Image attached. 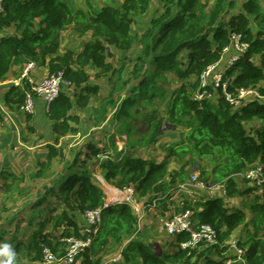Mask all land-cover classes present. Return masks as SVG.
<instances>
[{
    "label": "trees",
    "instance_id": "16d2710c",
    "mask_svg": "<svg viewBox=\"0 0 264 264\" xmlns=\"http://www.w3.org/2000/svg\"><path fill=\"white\" fill-rule=\"evenodd\" d=\"M159 1L163 2V11L160 16H153L142 34L135 32L132 25L137 17L149 11L152 0H124L118 7L103 5L97 11L90 0L87 1V10L74 9L68 0L5 1V11L0 19V81L14 73L13 63L34 61L46 64L49 75L64 71L65 77L73 82L72 87L76 89L75 101L69 94V88H64L48 109L55 138L47 145L46 158L39 161V176L48 171L54 159L65 156L59 146L61 139L79 132L81 118L73 112L74 108L85 109L94 95L101 94V86L90 82L87 68L96 67L99 77L110 75L115 87L123 79L125 66L116 68L108 60V56L114 54L108 52L107 46L128 53L134 45L142 44L143 54L137 58L132 70L137 82H126V94L118 107L114 93L110 92L103 103L104 114L114 107L119 119L131 117V111L135 109L138 115H144L149 120L148 131L140 134L133 127L127 132L139 133L142 142L152 145L160 137L163 118L144 112L141 103H154L158 98H161V103L168 101L166 121L184 131L180 142L168 146L169 156H188L186 166H197L198 174L207 183L216 179L225 180L230 197L254 190L248 187L240 191L235 175L256 162L264 166V125L257 128L246 126V122L264 120V103L255 99L235 108L222 95L221 89L217 93L211 85L205 88L211 97L196 99L194 95L200 89L202 74L210 65L221 60L224 50L231 45L232 34L239 33L242 40L250 43V48L226 72L225 78L231 80L229 89L234 91L236 87H252L264 96V11L261 2L245 0L236 10L235 0H215L212 3L210 0ZM68 29L76 30L81 36L91 32V40L78 51L69 49L58 54L61 34ZM184 52L188 55L187 64ZM257 55L261 58L259 64L254 61ZM147 69L152 70L150 76ZM163 72H174L178 79L188 80H182L169 94L159 82ZM192 78L195 80H190ZM29 87L27 80H23L22 85H10L5 94V104L10 110L22 107ZM34 114H27L29 122ZM29 130L34 131L32 124ZM89 148L100 157L109 155L107 147L99 148L92 143ZM198 160L207 161L212 170L199 166ZM85 161L80 163V159H76L70 163L69 168L37 197L35 207L46 204L49 214L31 226V234L18 239L14 252L26 247L29 252H36L38 260L43 257L44 245L58 251L64 247L62 237L74 235L87 238L91 234L84 233V227H80L75 214H84L86 210L98 207L103 208L102 221L96 232L92 233L91 245L81 252L75 264H106L109 256L131 236L138 234L139 213L128 203L107 204L104 191L93 180L91 169ZM168 161L158 162L126 153L120 161L109 156L101 166L106 171L107 180L118 179L120 186H134L142 197L150 194L147 199L151 200L178 181L185 182L190 178L191 171L186 166L172 171ZM0 180L6 191H14L25 178L17 172L0 169ZM186 204L195 211L199 223L211 224L219 234L220 244L209 250L208 254L197 253V250L193 252V255H198L195 264H200L204 257L205 264H227L225 253L229 245L226 240L238 226L245 223V212L232 211L220 198H201L196 202L189 200ZM54 210L60 211L58 219L52 217ZM252 210L257 215L253 221L254 230H249L245 239L239 240L238 246L245 249L247 264H264V192L262 195L256 194ZM50 222H53L55 229L64 227L62 237L49 232ZM188 238L189 235L183 233L177 237L174 245ZM12 239L17 240L16 237ZM1 241L8 242V239L0 226ZM212 251L218 253L220 258H213ZM122 255L125 261L132 264H189L191 259L187 256L188 251L179 245L172 253L165 250L160 253L152 244H146L138 237L124 246Z\"/></svg>",
    "mask_w": 264,
    "mask_h": 264
},
{
    "label": "rangeland",
    "instance_id": "374dc122",
    "mask_svg": "<svg viewBox=\"0 0 264 264\" xmlns=\"http://www.w3.org/2000/svg\"><path fill=\"white\" fill-rule=\"evenodd\" d=\"M68 1L71 3V6L74 9H88V0ZM90 1L92 2L95 11H97L103 5H112L118 7L123 3L124 0ZM210 1L212 3L215 0ZM243 1L244 0H235L237 10ZM259 1L261 2L264 10V0ZM162 11L163 2L159 0H152V5L149 11L143 16H139L135 19L132 29L138 34H142L149 26L153 16H160ZM64 34L65 36L63 39V45H61L62 48L60 47L59 49L63 52L72 47H76L75 51H77V49H81V47L88 40H91V38L89 39V37L85 36L80 38L72 31H66ZM61 35H63V33ZM91 35L92 33L90 32L88 36L91 37ZM107 49L108 52H112L114 54V56H108V60L112 61L116 68H121L123 65L125 66L122 72L123 79L119 80L117 86L114 87L112 79H110V75H103L99 77L97 76L99 71L96 67L90 66L87 68L91 77L90 82L93 84H99L101 86V94L100 96L94 95L90 104L85 109H74L73 112L79 113L81 118L79 132L75 134H69L68 136H65L61 139L59 146L63 149L65 156L63 159H54L48 171L42 176L38 175V171L40 169L39 161L44 160L46 157H39V154L36 152V148L32 147L34 144L31 139H25L30 138V136L33 135L32 132L35 131L34 130L31 132L29 130V126H31L33 120L29 122L27 114L24 113L21 108L9 110L4 102L5 100H3L0 96V116L2 118V120H0V169H7L17 172L25 178V180L20 183L19 188L15 189L14 191H6L3 188V181L0 180V226L3 230H5V235L8 239V242L1 241L0 246L6 243L10 245L11 249L14 251L18 243V239L22 238V236H28L31 234V226L36 225L40 220H43L44 217H47L49 213L48 206L46 204L42 205L40 208L35 207L34 204L37 201V197L44 193L45 187L51 184V182L58 175L63 174L69 168L70 163L74 162L76 159H80V163L83 160H87L85 163L91 169L95 183L104 191L106 201L114 202V195L121 196L119 191L122 187L120 186L121 182L118 179L107 180L106 171L101 166L102 162L108 158L107 155H102L101 157L95 155L93 153L94 150L89 148V145L92 143H94L99 148L104 149L107 147L108 153H110V158H113L115 161H120L127 153V155L155 159L158 162L168 159L169 168L172 171H179L182 167L186 166V163L188 162V156L177 158L172 155L169 156L167 151L168 146L176 142H180L182 135L184 134L182 129L174 128L171 123H168L165 119L167 117L168 101L161 103V98H158L154 103L148 101L141 103L142 110L144 112L147 114L154 113V116L163 118V126L160 137L158 141L152 145L140 140V134L148 131L149 120L144 115H138L136 111H134L135 109L131 111V117L126 116L119 119L116 118V110L114 107L110 109L111 111L104 114L102 109L103 103L104 100H106V98L109 96V93H114L113 98L117 102L116 106L118 107L120 100L124 98L126 94L124 89L126 82H128V80H132V82L137 80L134 78L132 70L137 58L143 54V45H134V47L128 51V53H124L123 51H119L116 48H111L108 46ZM233 49L235 50V47ZM183 55L187 64L188 55H186L185 52ZM230 55L227 57L225 56L221 64H224L229 59ZM148 67L149 65H147V68ZM151 74L152 70H148V75L150 76ZM119 77L122 78V76ZM182 80L187 82L188 79L180 80L175 76L174 72H163V75L159 78V82L164 88L168 90L169 94L174 91L176 86H179ZM190 80L195 79L192 78ZM37 81H40V79ZM230 81L231 80H226L225 82ZM69 91L71 96H74L76 89H70ZM256 98L260 99L261 97L255 96L253 94L249 95L244 100V104L255 100ZM240 105L243 106L242 104ZM240 105L235 106V108L240 107ZM18 119L21 120L22 124L18 123ZM263 125L264 120L261 119H256L252 122H246L247 127L253 126L254 128H257ZM133 127H135L134 130L139 131L140 134H129V132H127V129H131ZM24 136L25 138H23ZM24 139L28 140V142H24ZM198 164L201 167L207 168L209 171L212 170L211 166H209L205 160H198ZM186 168L188 171H191V176L192 173H194V171L197 169V166L195 167L190 164L187 165ZM235 177L236 180H239V183L242 185L243 191L251 186L250 184H246L241 176L238 175ZM262 192V189L256 188L251 193L249 192L244 197H242V200L240 198L239 202L237 199L233 198L232 201L228 203V207L230 208H237L242 212L246 211L248 213H252L246 214V226H238L229 235V241L234 239H236L238 242L239 240H244L248 231L254 230L253 219L257 215L253 214L255 212L252 210L251 204L256 200L255 195L262 194ZM140 197V202H144L145 197H142L141 195ZM233 209L232 211H235ZM59 212L54 210L52 212V217L56 216L55 219H58L57 216L59 215ZM13 214L17 215L14 217L12 216ZM75 217L80 227H83V213L77 212ZM32 219H34L33 222H31ZM53 222L49 223V232L56 233L57 236L59 235V237H62L63 235L61 234L63 233L64 227L61 226L59 229H55ZM142 222L140 225L141 229H138V234H136V236H131V238L127 240L125 244H127L131 239L138 237V239L142 241L152 243L154 248L160 251V253L163 250L171 253L174 252L176 249V245H174L176 238H172L168 235L164 227L161 226L159 217H156L155 221L145 220L143 224ZM14 237H16L17 240L14 241L12 239ZM25 245H27V243H25ZM4 260V255L0 253V261ZM113 260H120L123 262V257L120 256L119 250H117L113 256L108 259V262ZM14 264H42V258L37 260L35 251L29 252L26 247H23L19 252H15Z\"/></svg>",
    "mask_w": 264,
    "mask_h": 264
},
{
    "label": "built area",
    "instance_id": "2783aa9c",
    "mask_svg": "<svg viewBox=\"0 0 264 264\" xmlns=\"http://www.w3.org/2000/svg\"><path fill=\"white\" fill-rule=\"evenodd\" d=\"M5 1L0 0V19L1 15L5 11ZM235 47V50L233 49ZM250 48L248 41L242 40V35L239 33H233L231 37V45L228 46L225 51L234 50L232 56L224 64L222 60L210 65L207 70L201 76L200 89L195 93L196 99H201L204 96H210L205 89L208 85H211L215 90L221 89L223 96L232 105L237 106L244 104V100L249 95H260L259 91L254 88L236 87L234 91L230 90L231 82H225V73L229 70ZM34 61H29L26 65L21 77L19 78L18 85L23 84V80H27L30 84L29 90L26 91L25 102L21 107V110L26 114H34L37 109L38 99H42L45 102L47 111L51 103L61 94L64 88H70L73 86V82L67 79L64 75V71L49 75L37 81L32 75L31 71L35 67ZM241 106V105H240ZM110 154V153H109ZM109 157V155H107ZM241 176L246 179L251 185L264 187V168L261 164H255L250 166L243 172L238 173L236 176ZM204 189L220 190L223 189L227 192L225 181L207 183L200 178L197 172L192 173L190 178L185 182H177L174 187L169 189L160 198H156L151 202L145 204L140 202V195L134 186H122L120 188L121 196H115L114 202L109 204L121 205L123 203L130 204L133 209L139 213V220H141L146 214V208L149 206L156 207L160 200H169L170 196H175L179 199V205L175 207L171 204V215L164 218L162 226L165 231L171 237H177L183 233L189 235V238L180 242L181 248L188 251L191 255L194 250H202L211 248L218 245L219 234L217 230L208 223H199L195 217L191 208L187 207V200L194 199L198 195V192ZM85 226L84 233H90L87 238L77 236H65L61 238V242L64 247L58 251L53 250L48 245L43 246L42 264H75L76 259L81 252L92 242V233H95L98 225L102 221L103 208L88 209L84 212ZM234 247L238 254V260L245 261V252L239 248L238 243L234 242ZM233 263V259L228 260V264Z\"/></svg>",
    "mask_w": 264,
    "mask_h": 264
},
{
    "label": "crops",
    "instance_id": "0c3cea01",
    "mask_svg": "<svg viewBox=\"0 0 264 264\" xmlns=\"http://www.w3.org/2000/svg\"><path fill=\"white\" fill-rule=\"evenodd\" d=\"M243 2H242V4H243ZM242 4H241V6H242ZM236 10H237V7H236ZM66 31H72V32H74V34L78 35V37H80V38L83 37V36H85V37H89V39H90L92 37V36L91 37L88 36L89 33H86L85 35L81 36V35H79V33L76 30H74V29H68V30H65V31L62 32L63 35H61V45H63V39H64V36H65L64 32H66ZM61 48H62V46H61ZM75 48L76 47H74V48L72 47V48H69V49L75 50ZM78 50H80V48H78L77 51ZM233 52H234V50L232 49L229 52H227V54H225V56L227 57L231 53L233 54ZM63 53H64L63 51L59 50V54H63ZM260 60H261V58H260L259 55H257V56L254 57V61L257 64L260 63ZM35 63H36V65L33 68V70L31 71L32 75L34 76V78L36 80L41 79V78H44V76H46L48 74L49 68L47 67L46 64L45 65H41L39 62L38 63L35 62ZM27 64H28V62H25L24 64H22V63H18V64L17 63H13L12 70L14 71L15 74L13 73V74L9 75L6 80L0 81V96L2 97L3 100H5V94H6L7 90L9 89L10 85H12V84L18 85L19 78L21 77V75H22V73H23V71H24V69H25V67H26ZM70 89H73V87H70L69 90ZM70 96H71V94H70ZM74 96L73 95L71 96L72 99H73V101H75L74 100ZM259 100L262 102V101H264V98H260ZM47 112L48 111H47L45 102L42 99H38L37 109H36V112L34 114V118H33V121H32V125L34 126V130L35 131L32 132L33 135L30 136V138H25V136L23 137V138L28 139V140L31 139V141L34 144L32 147H35L36 148V152L39 154V157L43 156V158L46 156V154L48 152L47 145L49 143H52V141L55 138V136L53 134V131H52V122L48 118ZM74 113H76V112H74ZM77 114L79 115V113H77ZM250 122H252V121H250ZM18 123L19 124L20 123L22 124V122H21L20 119H18ZM250 127H253V126H250ZM25 139H24V142H28V140H25ZM174 186L175 185L171 186V188L174 187ZM171 188H169V189H171ZM238 188H239L240 191H243L242 185L239 183V180H238ZM246 194H248V193H245V194H242V195H238L237 197H230L229 195H227V192H225V190H223V189H220V190L204 189V190H201V191L198 192V195H196L197 197L194 198V201L196 202V201L200 200L201 198H204L206 200L220 198V199H223L224 200L225 206L228 207V203L231 202L233 198L234 199H237V201L239 202L240 201V198L242 200V197H244ZM148 196H150V194ZM148 196H146V197H148ZM169 199H170L169 205H168V202L167 201H164L161 204L163 207L157 206L156 208H151V209L148 208L146 210L145 216L140 220L139 228L138 229L139 230L141 229L140 228V225H141V222L143 220L144 221L145 220H147V221H155V218L156 217H159L160 218V222H161V226H162V222H163L164 218H166V217H168V216L171 215V204H173L175 207H177L179 205V199L176 197V195L175 196H170ZM255 199H256V195H255ZM252 204H254V203H252ZM252 204H251V206H252ZM228 208L231 209V210L233 209V208H230V207H228ZM233 210H239V209H237V208L235 209L234 208ZM243 212H245V214H252L251 212H249V213L246 212V211H243ZM253 214L255 215L256 213H253ZM83 217H84V214H83ZM254 219H253V221H254ZM83 222H84L83 223V226H84V224H85V217H84ZM143 222H142V224H143ZM246 223H247V218H246L245 223L242 224V226H246ZM143 242H145L146 244H152V243L146 242V241H143ZM234 242H238V241L236 239L229 241V238H227L226 244H228L230 248H229L228 252L225 253V255L228 258V260L230 258H233L234 264H245L244 262H242V261H240V260H238V259H236L234 257L237 254L236 249H235L234 244H233ZM118 250L120 252V249H118ZM209 250H212V248L198 250L197 253H200V252L203 253V252H205V254H208V251ZM111 256H113V255H111ZM111 256H109L108 259ZM211 256L213 258H220V256L218 255V253H215L214 251H212V255ZM190 257H191V259H190V263L189 264H195L198 255H193V256H190ZM204 258H202V262L200 264H205L206 263V259H204ZM108 259H107L106 262H108ZM118 262L120 264H132L131 262L125 261L124 260V257H123V262H121L120 260H118ZM179 264H181V263H179Z\"/></svg>",
    "mask_w": 264,
    "mask_h": 264
},
{
    "label": "clouds",
    "instance_id": "9594fccd",
    "mask_svg": "<svg viewBox=\"0 0 264 264\" xmlns=\"http://www.w3.org/2000/svg\"><path fill=\"white\" fill-rule=\"evenodd\" d=\"M230 51V50H229ZM228 51V52H229ZM234 53V52H233ZM225 54H227V52L224 50V54H223V56H222V58H221V60L223 61V58L225 57ZM232 56V53H231V55H230V57ZM229 57V58H230ZM220 60V61H221ZM228 61V60H227ZM226 61V62H227ZM239 61V60H238ZM219 62V61H218ZM225 62V63H226ZM234 66V65H233ZM232 66V67H233ZM231 67V68H232ZM230 70V69H229ZM228 71V70H227ZM226 71V72H227ZM226 74V73H225ZM225 78V77H224ZM225 80H230L229 78H225ZM256 89V88H255ZM258 90V89H257ZM233 91V90H232ZM215 92H217L218 93V90L217 91H215ZM222 95H223V92H222ZM262 96V98H264V96L263 95H261ZM256 99H258V98H256ZM255 164H261V163H259V162H256V163H254L253 165H255ZM262 165V164H261ZM250 166H252V165H250ZM250 166H248L246 169H248ZM263 166V165H262ZM263 168H264V166H263ZM246 169H244L243 171H245ZM242 171V172H243ZM194 172H197V169L194 171ZM198 173V172H197ZM240 173V172H239ZM237 175V174H236ZM235 175V176H236ZM200 176V175H199ZM201 178V177H200ZM221 181H225V180H218V179H216L215 181H213V182H221ZM244 181L246 182V184H250L246 179H244ZM178 182H181V181H178ZM213 182H211V183H213ZM225 184H226V181H225ZM175 185V184H174ZM251 185V184H250ZM173 186V185H172ZM226 187H227V185H226ZM249 187H252V188H254V189H256V188H260V189H262L263 190V192H264V187H259V186H254V185H251V186H249ZM169 188H171V187H169ZM168 188V189H169ZM167 189V190H168ZM166 190V191H167ZM165 191V192H166ZM165 192L163 193V194H165ZM163 194H161L159 197H157V198H160L161 196H163ZM228 195V194H227ZM156 199V198H155ZM154 199H151V200H149V199H147V197H145V199H144V203L145 204H147V202H151V201H153ZM190 201H192V202H195L194 201V199H189ZM189 200H187V203L189 202ZM164 201H168V200H160L159 201V204L157 205V206H159L160 205V207H162V203L164 202ZM106 203L107 204H109L108 203V201H106ZM110 205V204H109ZM112 205H114V204H112ZM156 206V207H157ZM156 207H153V208H156ZM149 207H147L146 208V210L148 209ZM193 210V209H192ZM193 212H194V217H195V219H196V215H195V211L193 210ZM197 220V219H196ZM139 223H140V220H139ZM84 226H85V224H84ZM83 226V227H84ZM84 229V228H83ZM171 237V236H170ZM178 237V236H177ZM177 237H172V238H176L177 239ZM131 241V240H130ZM126 243V242H125ZM237 243H239V242H237ZM220 244V243H219ZM126 244H124L121 248H120V252H119V254H120V256L122 257L123 255H122V252H123V250H124V246H125ZM217 246V245H216ZM179 247L181 248V246H180V242H179ZM213 247H215V246H213ZM213 247H211V248H213ZM230 248V247H229ZM183 249V248H182ZM184 250V249H183ZM244 250V252H245V249H243ZM187 251V250H186ZM195 251V250H194ZM193 251V252H194ZM193 252H192V254L191 255H189L188 254V256H193ZM0 253H2L4 256H6L7 257V260H4V261H0V264H14V260H15V252L11 249V247H10V245H8V244H3L2 246H0ZM227 253V252H226ZM236 259H238V254H236L235 256H234ZM245 261H244V263L245 264H247V260H246V253H245ZM231 259V258H230ZM233 259V258H232ZM112 262H118V260H113V261H111V262H106V264L107 263H112ZM226 263L228 264V258H227V260H226ZM231 264H234V262L233 263H231Z\"/></svg>",
    "mask_w": 264,
    "mask_h": 264
}]
</instances>
